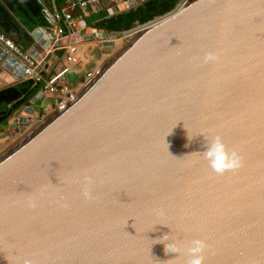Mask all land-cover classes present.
Instances as JSON below:
<instances>
[{
  "label": "water",
  "instance_id": "water-1",
  "mask_svg": "<svg viewBox=\"0 0 264 264\" xmlns=\"http://www.w3.org/2000/svg\"><path fill=\"white\" fill-rule=\"evenodd\" d=\"M182 2L121 30L122 50L0 154V264H188L193 239L202 264H264V0ZM43 12L34 55L59 26ZM15 72L0 47V76ZM204 138L239 166L214 171Z\"/></svg>",
  "mask_w": 264,
  "mask_h": 264
},
{
  "label": "built area",
  "instance_id": "built-area-1",
  "mask_svg": "<svg viewBox=\"0 0 264 264\" xmlns=\"http://www.w3.org/2000/svg\"><path fill=\"white\" fill-rule=\"evenodd\" d=\"M100 1L101 0H77V5L84 13L89 12L90 9H103L102 18H105L107 15L116 14L118 10L129 6L131 1L137 2V0H111L112 3H117L115 7H100ZM61 16L62 14L60 12H56L52 18L58 22V19L61 18ZM63 16L66 20L71 19L70 13H64ZM69 28L72 29V32L64 31L63 27L61 28L60 25L56 28V37H54L55 39L50 47V51L61 49L63 51V62L61 69L56 74L49 75L48 77H46V75L44 76V71L47 72L46 54L40 55L36 51V55H34L30 52L31 48L23 49L21 46L16 44L12 38L0 31V47L9 55L14 57L23 66L25 71L23 76L20 78H18L19 76L16 73L13 76L17 81L26 78H33L35 82L42 81V86L39 89V92L42 94L43 98H52L53 106L55 108H59L66 104L77 93L80 86L88 82L98 72V70L102 68L103 60L114 54L113 52L119 45L118 41L124 40L116 32H109L107 30L96 29L94 27H92V30L89 32H85L84 28L77 31L74 30L72 26H69ZM114 36L118 37L116 38ZM84 41L98 47V52L94 54V57L91 58V56H87L89 54L86 52ZM85 60H87L89 67H84V70L82 68L80 72H83L80 78L74 80L72 84L68 81L63 82L60 80L62 75H65V78H67L68 74L76 72V68L83 66V62ZM26 106L32 107L33 102ZM25 107H23L20 112L15 113L9 118L7 126L3 132L0 133V137L9 135L11 132H18L14 131V127L9 125L13 124L14 121H17L18 125L22 124L20 116H31L35 119V121H40L41 116H37L38 111H36L34 107H32L34 108V112L31 115L24 110ZM40 111L42 112V110ZM41 115L43 117V113ZM35 116L37 117L35 118ZM28 125L30 124L24 125L22 128L19 127V129H24V127ZM5 132H8V134H4Z\"/></svg>",
  "mask_w": 264,
  "mask_h": 264
},
{
  "label": "trees",
  "instance_id": "trees-1",
  "mask_svg": "<svg viewBox=\"0 0 264 264\" xmlns=\"http://www.w3.org/2000/svg\"><path fill=\"white\" fill-rule=\"evenodd\" d=\"M41 1L54 3L58 10L67 2V0H5L8 7L0 5V30L7 34L10 31L17 32L19 40H13L23 49H27L31 43L28 31L48 23L42 11ZM176 2L177 0H144L139 9L132 8L127 12L105 17L97 21L93 27L119 33L136 22H144L170 10ZM9 11H12L13 14ZM12 15L18 17L22 25ZM58 54L61 55L62 52L58 51ZM41 86L42 81L35 82L33 78H26L1 88L0 126L4 127L15 112L29 105Z\"/></svg>",
  "mask_w": 264,
  "mask_h": 264
},
{
  "label": "crops",
  "instance_id": "crops-1",
  "mask_svg": "<svg viewBox=\"0 0 264 264\" xmlns=\"http://www.w3.org/2000/svg\"><path fill=\"white\" fill-rule=\"evenodd\" d=\"M142 1L144 2V0H137V3H140ZM41 3H42V11L44 9H46L48 11V13L52 16L56 12H60L62 14L61 18L58 19V24L61 26V28L63 27L64 31H67V32H69V26H72V28L76 31L82 30L84 28L85 32H89L92 30L91 28L93 27V25H95V23L97 21L101 20V18H102V10L103 9H101V10L90 9L89 12L84 13L83 10L77 5V0H67V2L60 7V10H58V8L55 6L54 3H51V2L45 3L43 1H41ZM116 4H117L116 2L112 3L111 0H101L100 1V7H107V6H114L115 7ZM0 5H3L5 8L8 7V5H6V3H5V0H0ZM9 12L12 13V11H9ZM64 13H70L71 19L66 20L65 17L63 16ZM12 16L19 22V24L22 25V23L18 20V17L14 16V15H12ZM44 16H45V14H44ZM48 24L49 23H47L46 25H41V26H43V27L46 26V28H47ZM54 26H55V22L53 23V28H54ZM36 27H38V26H36ZM32 30L28 31V34L31 38V43L27 47V49L31 48L35 42L31 36V34H30V32ZM0 31L5 33L6 35L9 34L8 36L12 37V39H14L16 41L19 40L18 33L15 31H10L8 34L2 30H0ZM44 34H45L44 36L46 38L50 39V35H48L47 33H44ZM26 42H27V40H26ZM84 46H85L86 52L89 54V55H87L88 57L91 56V58H92V57H94V54H96L98 52V47L95 45H92L89 42H85ZM35 49L40 55L46 54V56H47L46 57L47 58V62H46L47 72H49L51 75H54L61 69L62 62H63L62 54L61 55L58 54V51L63 52L61 49L52 50V51L47 52V53L43 52L41 47L38 45L35 46ZM84 67L85 68L89 67L87 60H85L83 62V66H79L78 68H76V70H75L76 72L68 74L67 78H65V75L64 76L62 75L61 78H63L64 80H66L70 84H72V82H74V80L81 77V74L83 71L82 72H80V71L82 70V68L84 70ZM46 77H48V75H46ZM51 100H52V98L50 99V102L53 103V100L52 101ZM45 101H46V98H43V99L38 98L37 101L33 102L32 107H34L35 110L38 112L40 110H44L45 109L44 103H46ZM48 105L49 104L47 103V106ZM5 127L6 126H4V128Z\"/></svg>",
  "mask_w": 264,
  "mask_h": 264
},
{
  "label": "clouds",
  "instance_id": "clouds-1",
  "mask_svg": "<svg viewBox=\"0 0 264 264\" xmlns=\"http://www.w3.org/2000/svg\"><path fill=\"white\" fill-rule=\"evenodd\" d=\"M209 60L214 59V54H209ZM203 154L209 161L210 166L216 172H223L227 169H234L239 166V156L235 150L231 152L225 149L224 144L219 138L209 141L204 138ZM87 195V193H85ZM204 248V242L199 239H193L190 243L188 251L191 257L188 264H202V257L199 255ZM27 264V262H25Z\"/></svg>",
  "mask_w": 264,
  "mask_h": 264
},
{
  "label": "rangeland",
  "instance_id": "rangeland-1",
  "mask_svg": "<svg viewBox=\"0 0 264 264\" xmlns=\"http://www.w3.org/2000/svg\"><path fill=\"white\" fill-rule=\"evenodd\" d=\"M186 1H184V3H185ZM130 40V38L128 37L127 39H125V40H123V41H118V48H116L115 49V53L118 51V50H120L121 48H123V46L128 42ZM122 50V49H121ZM120 50V51H121ZM113 52V53H114ZM114 53V54H115ZM113 54V55H114ZM112 55V56H113ZM112 56H110V57H107V58H105L104 60H103V64L105 65L109 60H110V58L112 57ZM103 64H102V67H103ZM44 76L45 75H51L49 72H45L44 71ZM11 80H15V82H12L11 83ZM11 80H8V81H6V82H3L2 84H0V86H7V85H10V84H13V83H16L17 82V80L15 79V77H13V79H11ZM50 99L51 98H48V99H46V103H44L45 105V109L44 110H42V113H43V117L42 118H46V117H48L51 113H53V111L56 109L54 106H53V103H51L50 102ZM35 101H37V100H35ZM34 101V102H35ZM52 101V100H51ZM47 103L49 104L48 106H47ZM23 109V108H22ZM21 109V110H22ZM21 110H19V111H17V112H20ZM17 112H15V113H17ZM14 113V114H15ZM13 114V115H14ZM12 115V116H13ZM11 116V117H12ZM37 116H35V118H36ZM39 122V121H38ZM38 124V123H37ZM34 125V124H33ZM31 123H30V125H28V126H26V127H24V129H19L18 130V132H14L13 134H9V135H5L4 137H0V154L2 153V152H4L6 149H8L10 146H12L14 143H16L19 139H21L24 135H26L28 132H26V131H28L29 129H31V126H33ZM5 128L3 127V126H0V133H2L3 132V130H4Z\"/></svg>",
  "mask_w": 264,
  "mask_h": 264
},
{
  "label": "bare ground",
  "instance_id": "bare-ground-1",
  "mask_svg": "<svg viewBox=\"0 0 264 264\" xmlns=\"http://www.w3.org/2000/svg\"><path fill=\"white\" fill-rule=\"evenodd\" d=\"M184 1H186L185 3H187V2H189V0H183V2L180 4V6H179V9L180 8H182L183 6H184ZM115 53V52H114ZM12 68L10 67V70H11ZM25 72V71H24ZM16 74H18V75H22V74H19L18 72H15ZM64 76V75H63ZM1 77V80H0V84L1 83H3V82H6V81H8V80H11L6 74H2V76H0ZM60 80L61 81H63V82H65L66 80H64L63 78H60ZM87 83V82H86ZM85 83V84H86ZM85 84H83L82 86H80V88L78 89V91L85 85ZM77 91V92H78ZM38 122L37 121H34V122H32V124H37ZM32 127V126H31Z\"/></svg>",
  "mask_w": 264,
  "mask_h": 264
},
{
  "label": "flooded vegetation",
  "instance_id": "flooded-vegetation-1",
  "mask_svg": "<svg viewBox=\"0 0 264 264\" xmlns=\"http://www.w3.org/2000/svg\"><path fill=\"white\" fill-rule=\"evenodd\" d=\"M7 124H8V122H7ZM7 124L5 126H7Z\"/></svg>",
  "mask_w": 264,
  "mask_h": 264
}]
</instances>
